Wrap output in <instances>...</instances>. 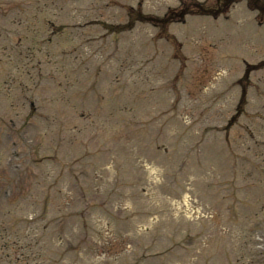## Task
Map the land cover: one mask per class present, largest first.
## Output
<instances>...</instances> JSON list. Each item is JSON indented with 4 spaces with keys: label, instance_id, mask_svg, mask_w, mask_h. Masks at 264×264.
<instances>
[{
    "label": "rangeland",
    "instance_id": "374dc122",
    "mask_svg": "<svg viewBox=\"0 0 264 264\" xmlns=\"http://www.w3.org/2000/svg\"><path fill=\"white\" fill-rule=\"evenodd\" d=\"M52 1L0 0V41L12 38L20 45L14 53L0 42V57L3 52L16 63L6 81L12 86L3 87L6 92L12 89L8 94L12 98H6L0 87V117L4 128L19 132L13 135L19 145L16 143L9 152L11 142L7 136L14 131L4 130L8 135L1 137L0 188L13 187L11 202L21 194L29 195L24 207L33 221L27 235L32 238L31 246L35 240L29 249L27 232L19 223L14 253L5 258L6 252H1L0 264H204L203 258L209 253L204 248L198 250L202 240L208 232L211 238L221 234L220 225L215 230L209 219L220 221L224 205L235 199L249 207L257 197L264 200V68L249 75L240 117L228 125L240 100L236 82L242 75L243 63L264 67V27H249L250 20L239 10L229 18L237 29L223 19H211V23L202 17H187L183 24L170 25L167 36L159 37L149 25L123 30L127 11L139 6L144 14L160 16L176 8L177 0ZM18 21H31V33L53 36L50 47L28 45L26 36L14 32L21 25ZM30 36L32 43L39 38ZM76 48L77 56L69 55ZM35 49L41 51L36 53ZM19 53L31 58L29 65H18ZM1 63L9 66L8 60ZM30 100L34 105L31 109ZM159 102L160 111L156 108ZM19 139L31 149L22 148ZM123 139L135 144L146 142L151 154L140 168L134 167V162L129 164L128 150L120 152L115 173L108 164L117 162L116 152L106 150L112 142ZM57 142L66 149L56 150L61 147L55 145ZM82 144L88 146L91 155L97 152L91 167L79 168L72 163L75 153L83 151ZM227 146L234 157L241 158L237 179L230 168ZM188 148V163L178 172V154ZM43 159L45 163L41 164ZM63 161L71 165L60 169ZM75 172L89 182L85 194L97 197L89 205L102 202L101 206L113 212L109 213L112 217L100 210L95 217L90 209H81L83 204L73 184ZM166 172L172 176L180 173L179 182L171 184ZM225 178L229 179L228 198L219 204L218 198L225 194L221 184ZM93 184L95 194L89 187ZM143 184L146 191L139 190ZM184 195L197 207L195 215L201 214L188 224L185 216L176 215L179 212L172 205ZM144 207L147 210L135 214L136 208ZM257 210L255 206L253 211ZM249 211L241 210V214L246 216ZM259 214L262 220L256 228L264 230V212ZM184 225L185 229L205 234L189 244L191 256L183 253L177 243L178 226L184 229ZM243 225L237 231L241 242L254 235V230L245 231L248 225ZM155 230L160 233L155 234ZM151 236H164V241L155 249ZM172 242L173 248H169ZM250 247L252 254L253 246ZM156 251H168L160 256L163 262H157ZM18 254L31 257L22 263Z\"/></svg>",
    "mask_w": 264,
    "mask_h": 264
}]
</instances>
